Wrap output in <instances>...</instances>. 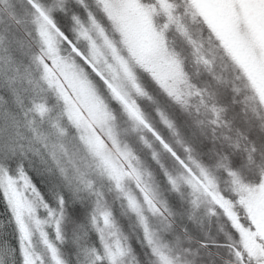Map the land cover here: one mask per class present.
<instances>
[{
  "label": "snow or ice",
  "instance_id": "obj_1",
  "mask_svg": "<svg viewBox=\"0 0 264 264\" xmlns=\"http://www.w3.org/2000/svg\"><path fill=\"white\" fill-rule=\"evenodd\" d=\"M0 264H264V0H0Z\"/></svg>",
  "mask_w": 264,
  "mask_h": 264
}]
</instances>
